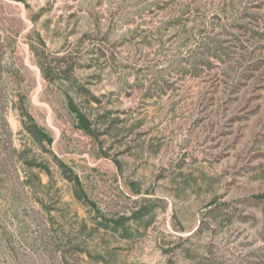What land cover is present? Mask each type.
<instances>
[{
  "label": "rangeland",
  "instance_id": "obj_1",
  "mask_svg": "<svg viewBox=\"0 0 264 264\" xmlns=\"http://www.w3.org/2000/svg\"><path fill=\"white\" fill-rule=\"evenodd\" d=\"M0 264H264V0H0Z\"/></svg>",
  "mask_w": 264,
  "mask_h": 264
},
{
  "label": "trees",
  "instance_id": "obj_2",
  "mask_svg": "<svg viewBox=\"0 0 264 264\" xmlns=\"http://www.w3.org/2000/svg\"><path fill=\"white\" fill-rule=\"evenodd\" d=\"M60 61L61 60H59V62H58V64H60ZM79 116L81 117V119H82V121H83V123H84V121H85V116L82 114V113H79ZM85 127H87L86 125H84ZM30 128V131L33 133V134H35L36 136H38V134H43L37 127H36V125H31V127H29Z\"/></svg>",
  "mask_w": 264,
  "mask_h": 264
}]
</instances>
